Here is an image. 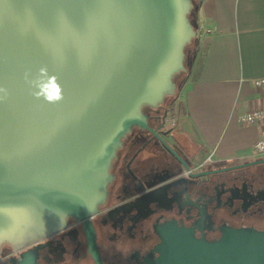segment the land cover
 <instances>
[{
    "label": "water",
    "instance_id": "1",
    "mask_svg": "<svg viewBox=\"0 0 264 264\" xmlns=\"http://www.w3.org/2000/svg\"><path fill=\"white\" fill-rule=\"evenodd\" d=\"M191 0H0V245L23 248L85 219L105 200L108 166L143 105L174 95L196 36ZM55 74L63 100L35 98L25 73ZM0 95H4L0 93ZM148 264H264V232L213 242L175 222ZM88 251L103 264L93 232ZM17 264H35L23 255Z\"/></svg>",
    "mask_w": 264,
    "mask_h": 264
},
{
    "label": "flooded vegetation",
    "instance_id": "2",
    "mask_svg": "<svg viewBox=\"0 0 264 264\" xmlns=\"http://www.w3.org/2000/svg\"><path fill=\"white\" fill-rule=\"evenodd\" d=\"M147 127L120 139L111 159L105 200L85 219L69 215L62 229L23 248L0 245V264L26 254L35 264H95L93 232L103 264H148L156 258L166 223L191 229L209 242L223 228L264 232V153L215 158L182 127L175 97L143 105Z\"/></svg>",
    "mask_w": 264,
    "mask_h": 264
},
{
    "label": "crops",
    "instance_id": "3",
    "mask_svg": "<svg viewBox=\"0 0 264 264\" xmlns=\"http://www.w3.org/2000/svg\"><path fill=\"white\" fill-rule=\"evenodd\" d=\"M197 18L192 77L176 101L182 127L215 158L253 154L264 123L238 117L264 106V88L252 82L264 75V0H200Z\"/></svg>",
    "mask_w": 264,
    "mask_h": 264
},
{
    "label": "clouds",
    "instance_id": "4",
    "mask_svg": "<svg viewBox=\"0 0 264 264\" xmlns=\"http://www.w3.org/2000/svg\"><path fill=\"white\" fill-rule=\"evenodd\" d=\"M25 80L30 86L32 95L37 99H42L48 103L55 104L63 100V91L61 84L55 74H51L47 66H41L38 72L33 76L31 73H25ZM0 100L4 99L7 90L0 87Z\"/></svg>",
    "mask_w": 264,
    "mask_h": 264
},
{
    "label": "built area",
    "instance_id": "5",
    "mask_svg": "<svg viewBox=\"0 0 264 264\" xmlns=\"http://www.w3.org/2000/svg\"><path fill=\"white\" fill-rule=\"evenodd\" d=\"M197 36L200 37L201 33L197 32ZM253 85L256 88H264V75L253 78ZM238 121L241 124H263L264 123V106L253 108L242 113L238 117ZM254 154L264 153V127L261 130L260 138L255 142L253 146Z\"/></svg>",
    "mask_w": 264,
    "mask_h": 264
},
{
    "label": "trees",
    "instance_id": "6",
    "mask_svg": "<svg viewBox=\"0 0 264 264\" xmlns=\"http://www.w3.org/2000/svg\"><path fill=\"white\" fill-rule=\"evenodd\" d=\"M200 0H191L192 3V8L188 14V19L193 27V29L196 32V36L191 39L190 43H188L184 47V52H185V57L183 61V65L185 67V71H180L181 74H188L191 70V66L193 64L195 54L197 51V46H198V36H197V30H198V18H197V10L199 6ZM173 80L176 81L178 78V73L173 74ZM169 97H176L175 95L169 96Z\"/></svg>",
    "mask_w": 264,
    "mask_h": 264
},
{
    "label": "rangeland",
    "instance_id": "7",
    "mask_svg": "<svg viewBox=\"0 0 264 264\" xmlns=\"http://www.w3.org/2000/svg\"><path fill=\"white\" fill-rule=\"evenodd\" d=\"M190 77H192V74H181V72H178V78L177 80L175 81L176 83V88H175V92H174V95L176 94V97H175V101H178L177 98H180L182 99V95H181V88H182V85L183 83L189 79ZM241 125H247V124H241ZM260 133V132H259ZM260 138V135L258 136L257 140ZM253 147V146H252ZM252 147L250 149H252Z\"/></svg>",
    "mask_w": 264,
    "mask_h": 264
}]
</instances>
